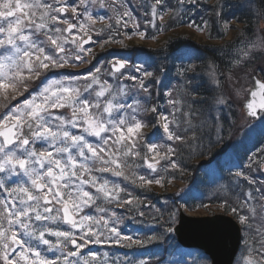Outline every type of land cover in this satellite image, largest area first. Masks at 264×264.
<instances>
[{
    "label": "trees",
    "instance_id": "16d2710c",
    "mask_svg": "<svg viewBox=\"0 0 264 264\" xmlns=\"http://www.w3.org/2000/svg\"><path fill=\"white\" fill-rule=\"evenodd\" d=\"M179 2L180 0H162L158 4V13L167 18L152 32L148 26L149 21L140 19L141 13L133 4H129L127 8V2L123 0L118 4V11H130L131 19L135 20L129 22L132 32L136 34L145 31L147 37L152 39L158 33L168 34L178 30L181 18L189 16L192 22L205 26L207 43L198 45L192 41L191 32L178 31L154 48H112L110 45L113 39L132 33L129 28L115 33L114 30L107 29V34L104 33L101 37L99 34L105 29L102 26L93 35L95 43L101 44L102 49L93 55L87 73L90 70L96 71L98 67L111 73L110 64L117 60L125 61L129 69L138 67L133 73H125L129 74L131 82L139 80L133 88V93L137 96H130L127 104H132L143 127L150 129L142 130L135 140L132 152H138L139 155H124L125 148L117 152L122 176H116L112 171H97L103 165L96 158H92L90 163L86 161L92 169L89 176L98 178L99 184L104 181L111 183V188L115 191L112 196L106 197V201L103 193L96 192L94 204L85 208V212L93 218L90 227L94 234L83 233L78 237L79 243L84 245L78 257L68 255L69 252H75L73 249L67 248V253L61 256L52 251L55 247L44 248L34 238H25L32 247L37 244L43 258L54 260L55 264H169L171 261L174 264H197L195 257L199 252L182 250L172 235L178 213L181 209L195 211L207 204H224L225 212L233 214L235 219L238 220L240 216L248 217L247 223L241 225L243 243L240 254L249 246V256L253 262L264 264V133L256 132L255 140L246 143L240 153L236 152V166L232 163L229 172L237 171L241 181L236 189L230 187L235 174H228L222 158L236 141H230L231 133L237 128H242V133L244 132L245 127L239 125L244 115L239 110L236 117H232L233 120L221 118L222 133L217 140L216 124L211 122L213 117L210 109L212 98L218 94L215 93L212 82L207 81L204 76L207 67L211 66L219 76L220 85H227L229 75L241 64L242 50L250 46L258 34L264 35V0H195L185 7L181 15L177 14ZM110 5L115 7L117 2L97 0L90 11L96 18L110 23L116 20V15L110 19V12L114 10H111ZM39 35L43 40L46 39L43 33L35 35V39ZM215 42L218 45H209ZM50 47V43L45 46ZM211 48L215 50L212 51ZM244 68L251 79L254 75H259L264 80V53L254 55L251 61L245 63ZM48 70L51 73L57 72L51 74V78H62L65 73L70 75L67 70L58 71L57 67L50 66L41 76L49 75ZM31 84L32 82L26 81V89L20 86L16 92L27 94L33 89ZM10 96L8 94L7 100L2 97V101L7 102ZM243 107L241 104L240 108ZM159 115L167 116L170 131L183 139L169 140L159 121ZM247 123L251 124L250 121ZM108 144L112 145V142L109 141ZM149 145H156L154 152H149ZM105 148L107 155H101L109 158L112 151ZM169 149L172 151L169 152ZM87 156L91 157L90 154ZM199 159L209 161L199 163ZM146 160L157 163L155 170L146 166ZM173 163L175 167L172 166ZM211 164L218 167L213 180L207 171ZM219 175H222V182L227 187L213 191L212 184L221 182L217 178ZM140 177L152 180L156 186L142 183ZM157 180L160 183H156ZM176 182L193 184L200 189L201 194L197 195L195 190L183 193L182 189L172 194L170 185ZM246 193H250V200H246ZM0 194L2 196L5 193ZM176 195L179 198L175 199ZM117 205L121 208L117 209ZM233 208L237 212H233ZM252 208L255 209L254 213ZM43 228L50 227L43 225L41 230ZM112 228L119 231L113 235ZM97 236L99 243L96 242ZM203 261V264H209L205 256Z\"/></svg>",
    "mask_w": 264,
    "mask_h": 264
},
{
    "label": "snow or ice",
    "instance_id": "6c2138e0",
    "mask_svg": "<svg viewBox=\"0 0 264 264\" xmlns=\"http://www.w3.org/2000/svg\"><path fill=\"white\" fill-rule=\"evenodd\" d=\"M59 2L60 0H57V3ZM156 3L161 4L162 0H156ZM65 11V7H55L45 0H0V96L5 100L9 91L15 92L20 86L26 89V81L33 75L39 77L41 70L49 69L50 66H62L60 60L63 57L55 58L53 54L45 51V46L50 43L56 52L65 51L63 43L69 42L68 37L50 34L62 31L71 33L75 27L72 24H68L63 30L59 27H50V24L68 23L67 20H60L58 15ZM72 11H76L75 7ZM123 15L128 16L129 13L125 11ZM81 28L83 29V25ZM40 33H43L46 41L33 39L34 35ZM71 42L76 43L75 40ZM83 50L81 48V51ZM242 55L248 56L249 52L243 51ZM79 58L78 56L77 59ZM124 66L123 62L119 63L118 67L114 65L117 71ZM145 74L151 75V73ZM131 78L136 79V77ZM60 83V81H52L43 88L38 97L25 99L20 105H14L8 108L5 114L0 115V189L7 193V197L0 200V257L6 264H19L17 260L9 259V250L14 252L17 247L24 249L19 254V260L27 264H55L54 260L41 257L40 252L32 247L30 242L22 239L18 228L24 230L23 235L35 238L44 245H50V241L45 238V233L48 232L53 236L63 237L77 249L84 246L77 244L70 231H53L50 228L41 230L32 223L33 220L55 221L59 218L70 224L72 228L84 229V221L93 218L85 216L78 224L69 211L71 207L74 212H79L81 203L94 202V197L88 191H83L82 185L91 184L105 197L113 195L115 189L109 190L107 181L97 184V178L94 176L90 180L83 178L85 173L90 175L92 169L88 163L81 162L79 158L83 161L96 158L103 165L97 168V171H112L116 176L123 175L117 157L119 149L113 151L109 158H105V155H101V153L107 155L105 149L94 147L85 135L74 134L71 128H81L83 133L89 136L101 137L104 144H107L111 137L104 138L102 134L111 132L116 136L113 143L123 145L125 148L124 155H139L138 152H132L135 141L131 139L130 134L138 132L143 125L134 117H132L133 123H127L124 115L121 114L123 109L132 108V104L120 102L117 94H111L106 82L100 86L99 91L95 92L94 101H90L88 97L81 98L79 88L60 87L54 91L53 86ZM92 83L99 81L93 77ZM255 83L258 90H250L252 100L247 103L253 116L257 115V107L264 110V82L257 79ZM91 88L92 84H88L85 91ZM106 94H110V98L101 102L100 98L105 97ZM258 96L259 101H257ZM169 102L176 103V101ZM219 103H224L223 99ZM65 107L71 109L69 118L63 115L55 116L51 111ZM114 112L118 117L113 116ZM163 120L165 121L163 128L169 140L183 139L170 131L167 116L163 117ZM37 142L41 144L39 150L36 147ZM155 148L156 145L148 146L149 152H154ZM73 149H76L75 154ZM85 150L91 153V157L86 155ZM171 151L172 149H169V152ZM155 154L159 155V153ZM172 166L176 165L173 163ZM148 167L155 170L153 163H149ZM139 179L142 183H153L152 180H145L144 177ZM155 182L160 183L159 180ZM54 211L55 215H52ZM232 211L237 212V209L233 208ZM251 211L254 213L255 209L252 208ZM239 219L241 223L248 221L246 216H240ZM111 231L115 233L116 229L112 228ZM87 232L94 234L91 227H88ZM96 242H100L98 236ZM51 246L55 247V245ZM29 253L35 258L31 259ZM77 254V252L68 253L70 256Z\"/></svg>",
    "mask_w": 264,
    "mask_h": 264
},
{
    "label": "rangeland",
    "instance_id": "374dc122",
    "mask_svg": "<svg viewBox=\"0 0 264 264\" xmlns=\"http://www.w3.org/2000/svg\"><path fill=\"white\" fill-rule=\"evenodd\" d=\"M97 0H83V3H81V0H60L59 3H57V0H45V2L47 3H52L55 7H65L66 11H67V15L66 16H62L61 13H58L60 20H67V24L65 23H58V24H50V26L52 27H59L62 30L66 29L68 27V24H72L75 25V29L73 30V32H71L70 35H66L65 31H62L61 33H55L56 36H60V37H68L69 42L68 43H63V47L65 49V52L63 53H59L56 52L55 50L52 49V46L50 48H45L46 52H50L51 54L54 55L55 58L59 59L61 57H63L62 60H60V63H62V66L57 67L58 71L60 70H64L66 72V70L68 72H70V75H67L66 73L62 76V78H51V74H56V73H51L48 70L49 75H45V76H41V74H45L46 70H41L40 75H39V79L38 77H36L35 75L32 76L31 79L27 80V83L32 82L31 85L33 89H31L27 94L22 95L20 93L12 92L9 91L8 94H11L10 99L4 103L2 96H0V115H3L7 112L8 108L14 106V105H20L25 99H31L33 96H39V93L43 91V88L46 87L49 83H51L52 81H60V84H56L53 86V90H57L60 87H69V88H79L80 89V94H81V98L83 97H88L90 101H94L96 99L95 96V92L100 90V86L105 84L106 82V86L110 87L111 90V94H117V99L120 102H124V103H129L130 101V96L131 98H133L134 95L133 93V88L136 87L137 83L139 82L136 81L131 82L129 79V74H125L126 71L133 73L135 68L138 67H134V68H127L128 66H126L122 71H120L119 73L115 74L111 71L108 72L107 70H104L102 67H98L99 71H95V70H90L87 73V69L90 65V61L93 60V55L97 54L102 48L101 44H97L94 42L87 46V47H81V43L88 38L89 36H93L94 34L97 33L98 27H102L105 26V29L102 33H100L99 35H101V37L104 35L105 30L109 29V30H114L113 32L115 33V31L120 30V29H126L129 28V31L132 32L133 29L129 26L130 21H135L133 18L131 19V15L125 16L123 15V13L126 11H118L119 3H122L123 0H109V2L114 3L115 1L117 2V6H113L110 5L111 10L114 8V10L112 12H110L111 14V18L113 19L116 15V20H113L112 22L108 23L107 21H105V19H98L94 16V14L90 11L92 4H94ZM126 1V5L128 6L127 8H129V4L135 7V9H138L139 12L141 13L140 15V19L142 21H149V28L152 31L156 30V26L158 25L159 27V23L164 22V20L167 18V16H163L158 13V4L154 3V0H124ZM195 0H183V2H179V5L177 7V14L181 15L182 12L185 10V7L189 6L190 4L194 3ZM122 5V4H121ZM75 7L76 11L73 12L72 8ZM116 8V9H115ZM118 12H117V11ZM153 11H155V14H153ZM130 13V11L128 12ZM56 14V13H54ZM118 15V16H117ZM114 16V17H113ZM89 17H91V19H89ZM162 17V18H161ZM177 17V15H176ZM81 25H83V29L81 28ZM179 28L178 30L174 31V32H170L168 34H161L158 33L155 36V39L153 40L152 38H145V40H150V41H143L141 38V33H145V31L142 32H138V33H130V34H123V37H121L120 39H113V41L111 42L110 47L112 48H126V47H132V45L137 46L138 48L140 47H145V48H154L156 47L161 41L163 42L167 37H169V35H173L176 32L180 31V32H191V34H193L192 41L197 43L198 45H203L204 43H207L208 41H206L205 39V26L202 24H199L198 22H192V20H190L189 16H183L181 18V21L179 23ZM117 33V32H116ZM147 33V32H146ZM145 33V34H146ZM42 34V33H40ZM107 34V33H105ZM38 35V34H37ZM116 35V34H115ZM133 36H136L133 38ZM147 36V34H146ZM111 37V36H110ZM114 37V36H112ZM33 39H35V37L33 36ZM38 40H43L42 37H40ZM75 40L76 43H72L71 41ZM46 41V39L44 40ZM210 46H215L218 45V43H209ZM208 45V46H209ZM251 45H254V47H246L242 50L243 51H248L249 55L248 56H243L242 52L240 54V60H241V64L237 65L235 67L234 73H232L231 75H229V79L227 81V85H220V79L219 76L217 74V72L210 66L207 67L208 70L205 71V78L206 80H210L212 82V86L214 87L215 93L217 92V96H214L212 98V104H211V115H212V119L211 122L216 124L215 125V133H216V137L217 140L219 138V136H221L222 133V124L220 122V119L222 118H226V119H231L233 120L232 117H236L237 115V111H242L244 117H242V121L239 124L240 126H244L245 130L242 133V128H237L233 133H231L230 135V141L235 143L234 145L231 147V149L224 155V157L222 158V164H225L226 168H227V172L229 175L235 174L233 177V180L231 181L232 183L229 185L230 187L236 189L239 186V182L241 181V177L240 174H238L237 171H231V165L233 163V165L236 166V152L238 151V153H240L242 151V147H244V145L246 143H250L253 142L255 140V136H256V132H263L264 133V117H262L259 121L256 122H252L251 124H248L247 122L250 121L246 115H245V111H244V107L243 109L240 108L241 104L247 103L249 101V96H250V90H253L254 88V80L253 78L251 79V76H249V73L246 71V69L244 68L245 63L248 61H251L252 58L254 57V55L259 54L262 55L264 53V35L262 34H258L257 37H255V39L253 40V42L251 43ZM81 48L84 49L83 51H81ZM133 48V47H132ZM106 49V48H105ZM212 51H214L215 49L211 48ZM80 57L79 59H77V57ZM261 58V57H259ZM261 60V59H260ZM66 61V62H65ZM189 61V51H187V62ZM111 65H115V61L112 62L110 64ZM127 65V63H126ZM246 71V72H245ZM84 72V73H83ZM43 74V75H44ZM123 75V77H122ZM257 76L259 79L263 80L259 75H254ZM43 77V78H42ZM93 77H95L99 83H92L93 81ZM264 81V80H263ZM34 83V84H33ZM88 84H92V88L89 89L88 91H85V88ZM137 94L139 93V90H137L136 92ZM110 98V94H106L105 97L100 98L101 102H103L106 99ZM136 98V97H135ZM223 99L224 103H219V101ZM37 102H39V99L37 100ZM240 106V107H239ZM53 115L58 116V115H63L65 118H69L71 117V109L68 107L65 108H55V109H51ZM93 111H96L95 109H93ZM235 112V113H234ZM121 114L124 115V118L126 120L127 123H133L134 121L132 120V117L135 118V120L140 121V119H138V117L135 115V111L133 108H125L122 110ZM114 117H118V114L116 112L113 113ZM229 119V120H230ZM159 121H161V125L163 127V124L165 123V121L163 120V117L160 116L159 117ZM141 122V121H140ZM245 122V123H244ZM53 123H58L57 121H53ZM210 125V122L208 123ZM207 124V125H208ZM208 125V126H209ZM150 128H146V127H142L138 132H135L131 135V139L132 140H136L137 136L140 134V132L142 130H147ZM71 131L74 134L80 135L83 134L85 135V138L93 144L94 147H98V148H103L106 150L105 147H108L109 150H111L112 152L119 149L118 153L121 152L123 150V145L120 144H114L113 141L116 139V136H114L111 132L108 133H103L102 136L104 138H108L111 137V139L108 140L112 142V145L110 144H104L103 140L101 139V137H95V136H89L86 133H83L81 128H71ZM129 143H131V140L129 141ZM37 149L39 150L41 148V144L39 142H37L36 144ZM86 151V150H85ZM76 149H73V153L75 154ZM91 153H87L86 151V155H88ZM81 162H86L83 161L82 158ZM209 160L207 159H199V163L202 162H207ZM90 163V161H88ZM264 165V163H263ZM218 167L215 166V164H211L207 171H208V175L211 176V179L213 180V178L215 177V174L217 173ZM91 177L93 176H89L88 173L84 174V179L85 180H90ZM95 177V176H94ZM219 180H221L220 183H214L212 184L213 187V191L218 190V189H225L227 186L226 184H224L222 182V175L217 177ZM15 179V178H13ZM213 182V181H212ZM97 184L98 183V178H97ZM77 185H79V182L77 181ZM108 188L109 190H112L113 188H111V183H108ZM152 186H156L155 184L152 183ZM158 188V187H156ZM82 189L83 191H88L93 197L94 199L97 196V191L96 188L93 187L91 184H84L82 185ZM182 189L183 193H185L186 191L189 192L191 190H195V193L201 194L200 189L196 188V186H194L193 184H185V183H172L170 185V193L172 194H176L178 193L177 191ZM2 190V189H1ZM0 193H5L3 190ZM159 190V189H158ZM6 194V195H5ZM1 196L0 194V200H4L7 197V193H5ZM250 193H246L245 197L246 200H250L251 199V195L249 197ZM73 195L75 196L76 193L74 192ZM117 196H119V193L116 194ZM179 198V196L176 195L177 199ZM86 199V198H85ZM106 201V197L104 198ZM118 200V199H117ZM253 201V200H252ZM94 204V202L90 201L88 204H83L81 203L80 207L81 210L79 212H74L72 210V212L76 215L77 217V222L79 224V222L82 220L83 217L85 216H91L90 214H88L87 212H85V208L87 206H92ZM56 207H60L59 205H56ZM88 207V208H89ZM118 208H120V205L117 206ZM42 210V209H41ZM186 212H188L191 216L193 217H207V216H212L215 214H226L225 212V205L224 204H207L205 206L199 207L197 210L195 211H189V210H185ZM52 215H55V211L52 213ZM229 216H233V214H229ZM239 222L240 225H243V223L240 222V219L237 220ZM33 226L41 229V226L43 225H47L50 227V229H52L53 231H70L73 233V237L76 239V241H78V237L82 236L83 233L86 234L88 227L91 226V220L90 221H84L85 227L84 229H80L79 227L77 228H72L71 226H66L63 223L62 219H57L55 221H35L33 220ZM21 238L25 240V238H28L29 236L23 235L24 230L23 229H17ZM119 230L116 229V232H112L111 233L113 235H115ZM45 238L48 239L50 241V245H44L42 242L36 240L34 238V241L39 245L42 246L44 248H50L52 247L51 245H55V248H53L52 251L59 253L61 256L67 253V248L69 249H74L72 244L69 243L68 241H65L63 237H56L51 235L50 233L46 232L45 233ZM37 244H35L36 246L34 247L37 251H38V247ZM24 249L17 247L16 250L13 252L11 250H9V259L12 260H17L19 262V264H27V262L25 261H21L19 260V254L21 251H23ZM82 250V248H79L78 250H76L75 252H77L79 254V252ZM40 252V251H39ZM194 252V251H192ZM249 252H250V248L249 246L245 249V252L243 254H240L237 259L235 264H249V262L251 261V264H259V263H254L253 260L251 259V257L249 256ZM41 257H43L42 253L40 252ZM78 254L75 255V257H78ZM29 257L31 259H34L35 257L32 256L31 253L28 254ZM195 261L197 264H203V256L202 254H198L197 258L195 257ZM0 264H6V262L2 259V257H0ZM169 264H174L169 263ZM180 264V263H179ZM186 264V263H185Z\"/></svg>",
    "mask_w": 264,
    "mask_h": 264
},
{
    "label": "water",
    "instance_id": "95a60500",
    "mask_svg": "<svg viewBox=\"0 0 264 264\" xmlns=\"http://www.w3.org/2000/svg\"><path fill=\"white\" fill-rule=\"evenodd\" d=\"M62 14L65 15V12ZM72 30H74V28ZM66 33L70 34L68 32ZM92 42L93 39L89 37L82 42L81 47L90 45ZM121 62L122 61H118V65ZM124 67L120 68L119 71H117L114 66L112 69L115 73H119ZM257 79L260 80L254 77L253 90H258V86L255 83ZM251 100L252 98L249 96L248 102H251ZM257 101H259V96L257 97ZM247 103H245V110L250 120L259 121L264 117V110L259 107L256 108L257 115H251V110L247 107ZM148 164L149 162H147V165ZM69 211L70 214H72L71 209H69ZM74 218L76 219L75 216ZM64 223L70 225L65 221ZM174 234L180 246L188 250L194 249L204 252L205 255L210 258L211 264H234L242 245L241 227L234 218L227 215L193 217L186 214L184 211H180L178 224L174 228ZM73 248L77 247L73 245Z\"/></svg>",
    "mask_w": 264,
    "mask_h": 264
},
{
    "label": "bare ground",
    "instance_id": "6f19581e",
    "mask_svg": "<svg viewBox=\"0 0 264 264\" xmlns=\"http://www.w3.org/2000/svg\"><path fill=\"white\" fill-rule=\"evenodd\" d=\"M186 214H189L188 212H185ZM190 215V214H189ZM216 215H224V214H215V215H212V216H216ZM191 216V215H190ZM211 217V216H209Z\"/></svg>",
    "mask_w": 264,
    "mask_h": 264
}]
</instances>
